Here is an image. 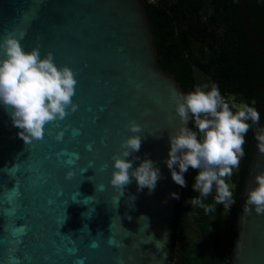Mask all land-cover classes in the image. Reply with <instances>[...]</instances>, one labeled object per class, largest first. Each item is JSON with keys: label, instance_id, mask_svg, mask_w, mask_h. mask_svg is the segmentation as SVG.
<instances>
[{"label": "water", "instance_id": "water-1", "mask_svg": "<svg viewBox=\"0 0 264 264\" xmlns=\"http://www.w3.org/2000/svg\"><path fill=\"white\" fill-rule=\"evenodd\" d=\"M17 29L27 33L25 51L39 46L41 58L52 52L58 67L76 73L79 108L27 145L0 105V264H171L183 187L166 161L186 92L161 65L147 1L0 0V43ZM132 123L142 126V146L127 159L135 169L150 158L161 177L152 194L138 191L132 178L115 204L114 158L133 135ZM248 168L230 264H264V215L244 213L264 172L256 138Z\"/></svg>", "mask_w": 264, "mask_h": 264}, {"label": "clouds", "instance_id": "clouds-1", "mask_svg": "<svg viewBox=\"0 0 264 264\" xmlns=\"http://www.w3.org/2000/svg\"><path fill=\"white\" fill-rule=\"evenodd\" d=\"M26 34V31L17 29L9 32L0 43V105L8 111L13 126L21 130L19 137L31 145L34 140L44 138L47 124L64 120L69 110H78L79 105L73 103L78 81L69 66L56 65L52 52L41 58L39 46L25 51L20 41ZM175 111L180 117L181 127L170 136L171 146L166 161L172 180L186 187L184 174L189 168L198 170L193 190L199 196L188 203L204 208L206 213L214 211L215 205H223L229 211L235 203L232 199L234 186H230L226 178H230L233 170L240 166L245 155L246 134L253 125H259V111L246 103H230L217 85H212L208 91L197 87L181 95ZM193 119L197 131L187 127ZM129 130L133 135L127 138L122 145L123 151L114 158L110 185L118 192L113 197L115 204L119 203L132 178L137 182L138 191L147 188L152 194L161 177L160 169L150 158L142 160L133 169V161L127 158L139 152L142 146V137L137 135L142 126L132 123ZM63 138L64 131H61L56 139L62 142ZM255 138L260 154L264 155V128L257 127ZM139 159L134 157V160ZM74 174V171H68L66 179H71ZM255 181L258 186L248 192L244 213L250 214L254 208L257 215H264V172L258 174ZM214 187L215 204L205 205L203 201L212 194ZM170 196L179 198L177 193ZM98 246L96 241L91 244L93 248Z\"/></svg>", "mask_w": 264, "mask_h": 264}, {"label": "trees", "instance_id": "trees-1", "mask_svg": "<svg viewBox=\"0 0 264 264\" xmlns=\"http://www.w3.org/2000/svg\"><path fill=\"white\" fill-rule=\"evenodd\" d=\"M156 27L161 65L173 73L186 94L197 87L217 85L230 103L254 106L264 121V2L263 0H146ZM207 85V88L205 86ZM259 122V123H260ZM249 123H251L249 121ZM258 125L246 134L245 155L226 178L235 203L206 213L188 201L198 170L185 173L174 221L172 262L175 264H230L236 239L237 204L248 174ZM190 128L197 131L194 119ZM215 187L204 199L215 204ZM179 245L175 246V239Z\"/></svg>", "mask_w": 264, "mask_h": 264}, {"label": "built area", "instance_id": "built-area-1", "mask_svg": "<svg viewBox=\"0 0 264 264\" xmlns=\"http://www.w3.org/2000/svg\"><path fill=\"white\" fill-rule=\"evenodd\" d=\"M174 245H175V246H178V245H179V240H178L177 238H176L175 241H174ZM171 264H175V263L172 262Z\"/></svg>", "mask_w": 264, "mask_h": 264}, {"label": "rangeland", "instance_id": "rangeland-1", "mask_svg": "<svg viewBox=\"0 0 264 264\" xmlns=\"http://www.w3.org/2000/svg\"><path fill=\"white\" fill-rule=\"evenodd\" d=\"M230 186H232V183L229 181Z\"/></svg>", "mask_w": 264, "mask_h": 264}]
</instances>
